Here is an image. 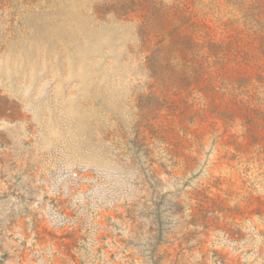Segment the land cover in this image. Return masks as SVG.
Instances as JSON below:
<instances>
[{
    "label": "rangeland",
    "instance_id": "374dc122",
    "mask_svg": "<svg viewBox=\"0 0 264 264\" xmlns=\"http://www.w3.org/2000/svg\"><path fill=\"white\" fill-rule=\"evenodd\" d=\"M0 264H264V0H0Z\"/></svg>",
    "mask_w": 264,
    "mask_h": 264
}]
</instances>
